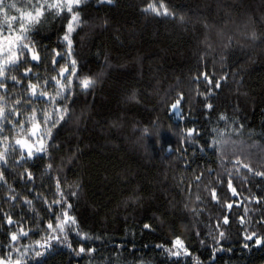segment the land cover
<instances>
[{"label": "trees", "instance_id": "trees-1", "mask_svg": "<svg viewBox=\"0 0 264 264\" xmlns=\"http://www.w3.org/2000/svg\"><path fill=\"white\" fill-rule=\"evenodd\" d=\"M32 11L6 0L0 20ZM27 27L0 63V258L264 264V0H80Z\"/></svg>", "mask_w": 264, "mask_h": 264}, {"label": "snow or ice", "instance_id": "snow-or-ice-1", "mask_svg": "<svg viewBox=\"0 0 264 264\" xmlns=\"http://www.w3.org/2000/svg\"><path fill=\"white\" fill-rule=\"evenodd\" d=\"M6 0H0V11L3 10L4 6H5ZM80 0H67V3L64 5L61 4H49L47 2V0H43V2H41V0H36L35 4L31 3V0H28V4L32 7L33 11L32 12H26V13H22L21 17H7L4 20V25L0 26V32H3L5 30V26L7 30H13V23L12 22H16L19 25V29L21 31V36L17 37V40L20 39H26V36H24V33L27 32L28 30V25H30L31 23L34 22H38L39 21V17L43 15V10H45V8L47 7L48 9L51 8H57L60 9L61 7H67L68 11H71V5L72 4H79ZM7 7H11V8H15L16 5L12 4V5H7ZM163 7V5H161V8ZM146 11H152L155 12L157 15H162V14H168L167 10L165 9L163 12H161L160 10H158L155 6L153 5H149V7L146 9ZM34 13V14H33ZM73 20L74 21H78V16L74 15L73 16ZM72 30V24H69V31ZM5 39H7V37H5ZM65 39H68V37L66 36ZM28 45L27 44H22L20 45L21 48V55H23V49L27 48ZM32 59H37V57L35 55H33ZM17 61L15 59H11L10 61H8L7 63H11V64H15ZM4 74V68L0 67V76H3ZM13 80H15L16 78L13 77ZM93 83V81L89 80V79H85L84 81H82V84L85 88L89 87L91 84ZM32 88V94L35 95V89H36V85H31L30 86ZM40 98H43L42 96ZM173 107H176L175 105ZM0 115H2V112H0ZM63 117H61L62 119ZM189 135H191V130L189 131ZM19 143V141H18ZM257 175H260V173H257ZM29 179H31V177L29 176ZM27 203H31L30 201H28ZM56 203H59V201H57ZM68 207L70 208L71 205H68ZM230 207V205H229ZM64 219L62 221H60L59 223H57L56 227L53 228V225L50 223L48 224V229L51 230V232L56 233L57 231L60 233V235H51L49 237V240L45 241L43 244H41L39 241H37V244L44 249H48L50 247V241L51 240H67V233L65 232V226H68L69 228H71L73 225L76 224L75 218L74 217H70L68 216L67 212L65 211L63 213ZM8 223L11 224L12 220L11 218L8 219ZM225 223H227V221L225 220ZM145 227H147V225H145ZM21 235L23 236H27L28 234L26 232H23V230H21ZM221 235H223V233H221ZM255 236V233H253L252 235H249L248 237H246L247 239H253V237ZM86 237H81V239H84ZM18 236L14 233L11 236V240L13 242L17 241ZM256 243H260V240L257 238ZM69 247L71 246L70 244L68 245ZM173 247L177 249V251L172 252V255L174 256H179L181 255V253H183L184 255H188L189 253L187 252V249L184 248V244L183 241L180 240L179 238H177L174 243H173ZM27 251V249L25 250ZM85 251V249L83 247H81L79 249V253H83ZM89 251H92L91 249ZM171 251V250H169ZM78 253V254H79ZM36 256H41L43 253L37 251ZM9 261L11 260V256H9ZM0 264H8V262H6L4 259L0 258ZM16 264H20L19 261L16 262Z\"/></svg>", "mask_w": 264, "mask_h": 264}, {"label": "rangeland", "instance_id": "rangeland-1", "mask_svg": "<svg viewBox=\"0 0 264 264\" xmlns=\"http://www.w3.org/2000/svg\"><path fill=\"white\" fill-rule=\"evenodd\" d=\"M47 2L49 4L64 5L67 3V0H47ZM0 21H2L0 22L1 25L3 24L4 19ZM75 23L76 21L72 19L70 23L72 24V30L74 28ZM72 30L69 31V25H68V35H67L68 39H66L68 46L71 45L70 35L72 33ZM5 37H7V39H5ZM17 37L18 36L16 35V32L12 30H5L3 32H0V53H1L0 56L3 55V57H0V63H3L5 60H7L8 52L16 47L18 42V40L16 39ZM0 120H1V115H0ZM42 131L43 130H40L39 125L31 119L29 120L28 129L21 131L20 137L17 138L15 142L21 148V150L27 153L28 155L38 153L42 149L45 138V134ZM3 151H5V149H3ZM3 155H4L3 152L0 151V159L3 157Z\"/></svg>", "mask_w": 264, "mask_h": 264}]
</instances>
